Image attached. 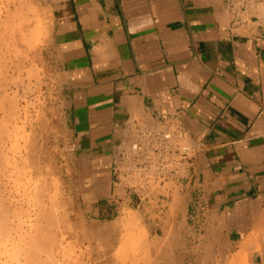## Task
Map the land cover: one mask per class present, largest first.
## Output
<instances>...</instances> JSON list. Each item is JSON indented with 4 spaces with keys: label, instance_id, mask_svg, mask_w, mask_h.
I'll use <instances>...</instances> for the list:
<instances>
[{
    "label": "crops",
    "instance_id": "crops-1",
    "mask_svg": "<svg viewBox=\"0 0 264 264\" xmlns=\"http://www.w3.org/2000/svg\"><path fill=\"white\" fill-rule=\"evenodd\" d=\"M46 3L42 62L76 157L80 214L101 221L122 204L140 208L112 170L125 128L177 118L198 148L194 167L150 211L180 214L197 264L237 253L264 264V36L232 28L226 0Z\"/></svg>",
    "mask_w": 264,
    "mask_h": 264
},
{
    "label": "rangeland",
    "instance_id": "rangeland-1",
    "mask_svg": "<svg viewBox=\"0 0 264 264\" xmlns=\"http://www.w3.org/2000/svg\"><path fill=\"white\" fill-rule=\"evenodd\" d=\"M52 27L46 0H0V264H197L180 214L150 211L168 199L122 204L107 220L80 214L76 157L42 62ZM237 255L231 264L247 262Z\"/></svg>",
    "mask_w": 264,
    "mask_h": 264
},
{
    "label": "built area",
    "instance_id": "built-area-1",
    "mask_svg": "<svg viewBox=\"0 0 264 264\" xmlns=\"http://www.w3.org/2000/svg\"><path fill=\"white\" fill-rule=\"evenodd\" d=\"M231 26L264 36V0H226ZM198 148L177 118L132 120L112 164L113 174L138 202L169 199L194 167Z\"/></svg>",
    "mask_w": 264,
    "mask_h": 264
},
{
    "label": "bare ground",
    "instance_id": "bare-ground-1",
    "mask_svg": "<svg viewBox=\"0 0 264 264\" xmlns=\"http://www.w3.org/2000/svg\"><path fill=\"white\" fill-rule=\"evenodd\" d=\"M98 49H99V48H98ZM98 49H97V50H98ZM95 52H96V51H95ZM236 256H238V255H236ZM171 259H172V258H171ZM235 259L237 260V258H235ZM234 261H235V260H234ZM172 263H173V262H172ZM170 264H171V263H170Z\"/></svg>",
    "mask_w": 264,
    "mask_h": 264
}]
</instances>
